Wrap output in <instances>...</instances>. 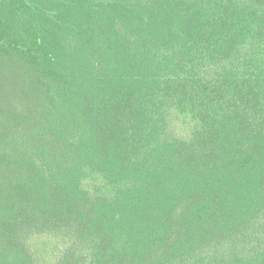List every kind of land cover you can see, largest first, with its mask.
<instances>
[{
    "label": "trees",
    "instance_id": "trees-1",
    "mask_svg": "<svg viewBox=\"0 0 264 264\" xmlns=\"http://www.w3.org/2000/svg\"><path fill=\"white\" fill-rule=\"evenodd\" d=\"M0 264H264V0H0Z\"/></svg>",
    "mask_w": 264,
    "mask_h": 264
}]
</instances>
